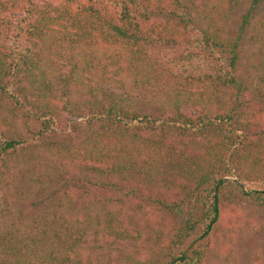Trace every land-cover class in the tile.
Returning a JSON list of instances; mask_svg holds the SVG:
<instances>
[{
    "label": "trees",
    "instance_id": "trees-1",
    "mask_svg": "<svg viewBox=\"0 0 264 264\" xmlns=\"http://www.w3.org/2000/svg\"><path fill=\"white\" fill-rule=\"evenodd\" d=\"M186 1L0 0V191L43 143L94 174L109 215L149 201L177 217L153 235L165 238L155 259L129 264H202L225 209L264 215V46L256 72L240 70L242 31L264 0H248L231 36ZM263 34L264 22L252 39ZM115 220L102 221L111 238L132 237ZM66 223L48 227L46 244L0 236V264L71 263L86 240Z\"/></svg>",
    "mask_w": 264,
    "mask_h": 264
},
{
    "label": "rangeland",
    "instance_id": "rangeland-1",
    "mask_svg": "<svg viewBox=\"0 0 264 264\" xmlns=\"http://www.w3.org/2000/svg\"><path fill=\"white\" fill-rule=\"evenodd\" d=\"M189 1H186L187 4ZM194 2L196 10L209 11L207 15L212 17L217 26L225 29L227 36H231L239 25V16L245 10L248 0H237L234 5H230L228 0ZM211 6L217 9L214 15L211 13ZM256 14L250 25L242 31L240 53L242 71L256 72L255 67L260 64L258 61L263 57L258 49L264 46V34L256 41L252 39L255 29L264 22L263 3H260ZM222 15L224 16L220 20L218 17ZM262 63L264 65V61ZM258 75H264V68L260 69ZM156 106L157 103L152 107L155 112ZM262 106L264 112V104ZM2 116L0 114V117ZM53 133L56 134L55 140L61 139L57 132ZM41 144L23 153L17 167L10 172L13 180L8 183L9 188L0 191V236L8 234L11 241L25 237L33 242L46 244L44 238L50 234L48 227L52 224L58 226L67 221V225L76 226L75 231L81 227L80 230L85 232L86 240V244L76 246L72 250L73 254L70 257L73 261L69 264H129L133 261L155 259V252L165 238L156 241L153 235L166 237L177 217L164 211L163 213L160 207H155L156 204L149 201L141 203L145 206L143 213H130L124 206L121 210L114 209L116 212L114 216L109 215L113 207H107L104 203V197L108 192L100 190L96 192V188L90 185L94 182V174L70 168L67 158L58 163L55 159L56 151ZM121 187L124 188L125 185ZM133 188L135 191L141 189L145 192L147 187L140 182ZM151 191L145 194L157 196L160 192L163 194L166 192L162 186L156 192ZM168 196L177 198L176 191H170ZM137 202H140L138 198L133 201L126 200L124 204L130 206ZM147 205L151 206L149 211L146 210ZM96 213L100 214L101 221L98 223L94 218ZM109 217L116 219L114 225L125 228L132 237L114 241L105 222H102ZM77 220L82 224H79V227ZM174 223L177 224L178 221L175 220ZM66 246L67 244L59 245L58 253L62 254ZM202 264H264L263 213L244 202L225 209L219 226L209 240Z\"/></svg>",
    "mask_w": 264,
    "mask_h": 264
}]
</instances>
